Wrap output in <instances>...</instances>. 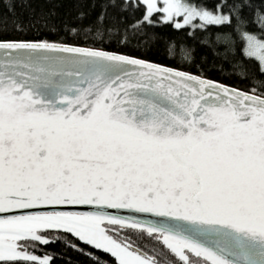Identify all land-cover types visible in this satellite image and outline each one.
Returning a JSON list of instances; mask_svg holds the SVG:
<instances>
[{"label":"snow or ice","instance_id":"snow-or-ice-1","mask_svg":"<svg viewBox=\"0 0 264 264\" xmlns=\"http://www.w3.org/2000/svg\"><path fill=\"white\" fill-rule=\"evenodd\" d=\"M110 6L133 23L105 28L102 14L51 40L46 20L2 21L0 264H161L165 249L176 264H264V81L242 90L182 70L190 50L176 62L174 41L179 67L130 54L146 28L169 26L242 45L264 74L250 31L264 34V0Z\"/></svg>","mask_w":264,"mask_h":264},{"label":"trees","instance_id":"trees-1","mask_svg":"<svg viewBox=\"0 0 264 264\" xmlns=\"http://www.w3.org/2000/svg\"><path fill=\"white\" fill-rule=\"evenodd\" d=\"M254 4H259L260 0H252ZM12 4L14 11L10 12L7 5ZM111 0H0V27H3L2 21L7 19V27H13V22L19 23L22 26H30L36 24V27H41L38 21L46 20L49 28L54 24L58 29L57 34H53L48 30L41 29V34L47 36L51 40H57L61 36H66L63 31L65 24L76 27L95 26L99 17L104 15V27H113L119 22V27L124 28L133 23L134 18L129 17L119 11L118 8L110 6ZM106 5H109L106 8ZM55 13V15H52ZM81 13L83 18L81 19ZM245 15L251 21L253 16L245 9ZM223 32H228L230 29L225 27ZM251 32L259 33L257 26L250 27ZM147 35L143 37L147 41L139 51L131 52L130 54L140 55L142 52H147V59L157 63L167 64L173 67H179V63H174L169 60V46L174 41L176 49L174 58L176 62L181 60L180 48L185 46L190 50L191 67L182 70L196 72L197 69L203 68L209 78L224 83L229 86L237 87L242 90H248L249 87L256 83L264 81V74L261 73L259 65L254 61L245 60L240 55L242 45L235 46V53L227 51L226 45L223 42H218L215 35L208 39V43H202L203 33H197V39L181 35L177 30L169 26L163 27H148L146 28ZM243 62V71L247 73V78H242L239 74L242 69L234 67V65ZM52 251H61L62 249H50ZM95 251L96 255L104 260L110 259L108 254ZM75 260V264H90L87 257L77 256L75 253H69ZM103 264V262H102ZM161 264H176L175 259L165 249L161 257Z\"/></svg>","mask_w":264,"mask_h":264},{"label":"rangeland","instance_id":"rangeland-1","mask_svg":"<svg viewBox=\"0 0 264 264\" xmlns=\"http://www.w3.org/2000/svg\"><path fill=\"white\" fill-rule=\"evenodd\" d=\"M254 34H257L258 35V38H264V34H261V33H255V32H252Z\"/></svg>","mask_w":264,"mask_h":264}]
</instances>
